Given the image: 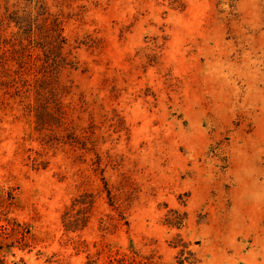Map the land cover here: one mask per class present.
<instances>
[{
  "label": "rangeland",
  "instance_id": "1",
  "mask_svg": "<svg viewBox=\"0 0 264 264\" xmlns=\"http://www.w3.org/2000/svg\"><path fill=\"white\" fill-rule=\"evenodd\" d=\"M44 1L71 64L39 129L46 13L0 0V264H264V0Z\"/></svg>",
  "mask_w": 264,
  "mask_h": 264
},
{
  "label": "trees",
  "instance_id": "2",
  "mask_svg": "<svg viewBox=\"0 0 264 264\" xmlns=\"http://www.w3.org/2000/svg\"><path fill=\"white\" fill-rule=\"evenodd\" d=\"M26 1H35L40 10H43L41 14L46 13L40 23L38 21L36 23L38 18L32 17L30 13L25 14L24 21L21 23L24 28L20 27L27 41L25 43V74L30 76L25 75L22 83L25 85V91L32 92L35 96V103H28V108L34 112L36 123L40 129L51 120L59 119L57 115L60 117L62 92L58 89V77L61 69L71 63L62 51L65 38L59 32L60 21L57 14H49L44 0ZM48 15H51V18ZM34 47H39L40 52L33 53ZM20 67L23 68V65ZM76 201L87 208L91 204V201L85 198ZM79 221L81 222V219L78 217L68 215V212L64 213V224L67 230L78 228Z\"/></svg>",
  "mask_w": 264,
  "mask_h": 264
}]
</instances>
